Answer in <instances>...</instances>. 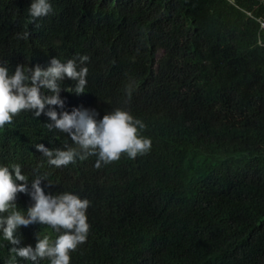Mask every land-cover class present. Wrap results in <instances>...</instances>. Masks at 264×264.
<instances>
[{"label":"trees","instance_id":"1","mask_svg":"<svg viewBox=\"0 0 264 264\" xmlns=\"http://www.w3.org/2000/svg\"><path fill=\"white\" fill-rule=\"evenodd\" d=\"M48 2L53 12L33 21L32 0H0V66L11 76L86 55L84 93L65 78L54 110L100 120L120 109L152 141L135 159L57 168L35 145H75L47 116L22 111L0 129V166L20 165L29 190L39 176L45 194L90 202L70 264H264V0ZM11 247L0 233V264L16 258Z\"/></svg>","mask_w":264,"mask_h":264},{"label":"clouds","instance_id":"2","mask_svg":"<svg viewBox=\"0 0 264 264\" xmlns=\"http://www.w3.org/2000/svg\"><path fill=\"white\" fill-rule=\"evenodd\" d=\"M52 12L48 0H32L28 9L33 21ZM261 28L264 29V23ZM29 36L25 31L19 38L27 40ZM257 45L264 46V41L258 38ZM77 59L62 63L53 58L46 68L18 65L11 76L6 67L0 66V129L12 124L13 118L22 111H32L36 118L42 114L47 116L51 122L45 126L50 131L55 129L67 134L75 145L66 146L65 150L35 145L48 163L57 168L74 163L77 157L83 160L90 155L97 156L95 167L99 169L102 164L118 161L122 154L130 159L147 154L152 141L140 135L145 125L126 111L116 109L97 120L98 113L94 110L73 109L71 113L54 110L53 106L64 108L58 82L65 78L75 81L70 93H84L88 69L82 65L89 57ZM42 181L45 179L37 176L29 190V180L22 174L20 165H13L11 170L0 166V233L13 246L9 251L16 257L9 264H70V253L86 241L90 228L86 212L90 202L68 192L45 194ZM18 193L28 195L32 201L18 197ZM16 199L24 205L23 210H17ZM46 226L63 233L54 242L47 236L41 239ZM17 231L20 238L16 236Z\"/></svg>","mask_w":264,"mask_h":264}]
</instances>
